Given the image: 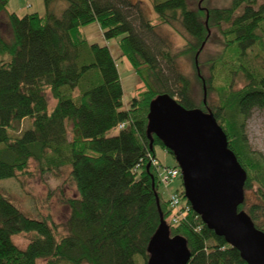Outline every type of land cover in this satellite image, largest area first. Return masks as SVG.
I'll use <instances>...</instances> for the list:
<instances>
[{"label": "trees", "instance_id": "16d2710c", "mask_svg": "<svg viewBox=\"0 0 264 264\" xmlns=\"http://www.w3.org/2000/svg\"><path fill=\"white\" fill-rule=\"evenodd\" d=\"M59 1L66 7L56 15L52 8ZM148 1L158 23L140 1L43 0V15L19 16L7 11L8 0H0L10 30L8 38L0 33V180L28 174L30 160L41 173L71 166L68 177L77 193L67 199L63 235L46 220L24 216L0 195V264H146L161 217L170 237L186 240L187 264H246L238 250L204 225L182 189L176 192L189 209L170 223L151 159L157 145L172 154L154 134L147 136V115L150 102L163 94L185 109L210 112L246 172L244 192L254 198L244 196L238 210L264 232V157L251 150L243 131L251 110L264 109V5L232 0L227 7L190 9L187 0ZM94 22L106 40L120 37L121 56L146 86L126 108L108 47L90 43L81 31ZM161 25L177 30L184 48L162 47ZM211 26L222 34L228 52L211 64L207 79H196L203 95L198 100L177 58L195 59ZM219 65L227 75L220 83L212 71ZM46 92L55 101L51 107ZM25 119L29 127L13 134ZM112 129L116 133L108 136ZM170 166L178 167L175 160ZM19 234L29 235L25 249L11 239Z\"/></svg>", "mask_w": 264, "mask_h": 264}, {"label": "water", "instance_id": "95a60500", "mask_svg": "<svg viewBox=\"0 0 264 264\" xmlns=\"http://www.w3.org/2000/svg\"><path fill=\"white\" fill-rule=\"evenodd\" d=\"M147 118V136L151 139L154 134L171 152L193 212L238 250L246 264H264V232L238 210L244 202L246 172L228 148L227 136L214 116L198 108L185 109L163 94L150 102ZM147 252L146 264H187L190 259L186 240L170 237L162 217Z\"/></svg>", "mask_w": 264, "mask_h": 264}, {"label": "rangeland", "instance_id": "374dc122", "mask_svg": "<svg viewBox=\"0 0 264 264\" xmlns=\"http://www.w3.org/2000/svg\"><path fill=\"white\" fill-rule=\"evenodd\" d=\"M132 1H140L149 19L153 23H158L156 14L148 0ZM231 1L187 0V3L190 9H196L198 6L202 8H222L229 6ZM260 4L264 5V0H258L257 5ZM65 7L66 2L59 1L54 4L52 10L56 15H60ZM6 8L8 12L14 11L19 16L32 12H37L40 15L45 13L43 0H8ZM81 31L90 43H97L108 47L116 63L120 77L123 105L124 108L128 107L131 99L136 97L138 92L144 90L146 86L143 79L134 72L130 63L121 56V49L118 44L120 37L106 40L100 27L95 22L83 27ZM0 33L4 38H8L10 35V30L3 15H0ZM159 35L161 37L160 44L165 49L177 52L184 48L185 39L174 28L161 25L159 27ZM224 42L222 34L211 26L208 28V35L203 48L195 56V59L185 55H179L177 58V66L190 78L198 100L203 95L201 86L196 79H207L210 76L211 64L217 63L218 58L220 59V56L228 52L224 47ZM212 71L216 82H222L221 78L227 76L226 67H222L221 65ZM46 96L49 101V107H51L55 101L49 92H46ZM204 97L206 99V94ZM211 99H215L214 95H211ZM30 122L28 119L21 121L16 130L13 131V134H17L19 131L29 127ZM243 126L245 138L251 150L264 157V109L253 108L245 119ZM114 133H116V129L108 131L107 135L110 136ZM154 153L158 165L171 167L170 165L174 163L172 156L160 146L154 147ZM70 170L71 166H67L55 173H41L37 169L36 163L30 160L28 174L0 180V195L15 206L24 216L37 220H46L53 226L57 235H63L66 233V222L70 212L67 199L77 195L75 187L68 177ZM160 170L161 168H159V173L161 172ZM181 189L183 190L181 178L170 182L166 188L158 183V192L163 201H168L169 194H175L177 190ZM244 196L251 199L250 202L254 200L250 192L245 191ZM11 239L19 249H25L28 244L29 235H14ZM135 260L139 262L140 257L136 256ZM36 264H44V261L38 260Z\"/></svg>", "mask_w": 264, "mask_h": 264}, {"label": "built area", "instance_id": "2783aa9c", "mask_svg": "<svg viewBox=\"0 0 264 264\" xmlns=\"http://www.w3.org/2000/svg\"><path fill=\"white\" fill-rule=\"evenodd\" d=\"M151 164L156 170L157 182L162 184L164 188H166L170 182L180 178V170L178 167H162L156 163L155 159H151ZM159 168H161L160 173ZM168 207L171 210V224H176L189 209V206L181 198L178 192H175V194H169Z\"/></svg>", "mask_w": 264, "mask_h": 264}]
</instances>
